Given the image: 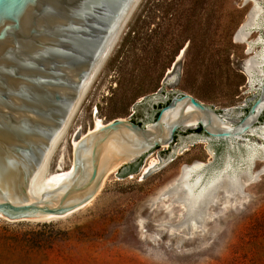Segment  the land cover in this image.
Listing matches in <instances>:
<instances>
[{
	"label": "rangeland",
	"instance_id": "374dc122",
	"mask_svg": "<svg viewBox=\"0 0 264 264\" xmlns=\"http://www.w3.org/2000/svg\"><path fill=\"white\" fill-rule=\"evenodd\" d=\"M117 35L45 176L71 167L73 141L96 119L148 124L173 94L188 93L236 126L263 88L264 0H139ZM197 127L143 154L131 174L109 170L64 216H0V264H264V107L233 137ZM195 163L213 182L191 204L180 182ZM22 238L32 251L19 248Z\"/></svg>",
	"mask_w": 264,
	"mask_h": 264
},
{
	"label": "water",
	"instance_id": "95a60500",
	"mask_svg": "<svg viewBox=\"0 0 264 264\" xmlns=\"http://www.w3.org/2000/svg\"><path fill=\"white\" fill-rule=\"evenodd\" d=\"M138 1L123 13L129 0H0L2 218L64 216L88 203L116 164L167 147L181 127L200 126L206 135L228 138L251 125L264 107L263 84L244 118L232 127L191 94L175 93L148 124L115 118L84 134L74 146L69 175L35 194L31 185L63 132L58 133L61 126L70 121L110 51V39Z\"/></svg>",
	"mask_w": 264,
	"mask_h": 264
},
{
	"label": "bare ground",
	"instance_id": "6f19581e",
	"mask_svg": "<svg viewBox=\"0 0 264 264\" xmlns=\"http://www.w3.org/2000/svg\"><path fill=\"white\" fill-rule=\"evenodd\" d=\"M133 1L134 0H129V2H128V4H127V6H126V8L124 9V11H123V13L127 10V7H129L130 6V4L131 3H133ZM122 13V14H123ZM121 28V27H120ZM120 31V29L118 30V32ZM118 32H117V34H118ZM117 36V35H116ZM115 36V37H116ZM115 37H114V39H115ZM114 39L112 40V39H110V42L108 43V46H109V48L108 49H110V47H111V45H112V43H113V41H114ZM107 46V47H108ZM101 53H100V55H99V57H98V59H100V57H101ZM98 59H97V61H98ZM96 61V62H97ZM101 65V64H100ZM99 69V68H98ZM98 69H96V72H95V74L97 73V71H98ZM93 70V69H92ZM92 70L90 71V73L92 72ZM92 74V73H91ZM93 76V75H92ZM95 76V75H94ZM93 76V77H94ZM93 79V78H92ZM92 79L90 80V82H89V84L91 83V81H92ZM89 84H88V86H89ZM88 86H87V88H88ZM87 88H86V90H87ZM86 90H85V92H86ZM84 92V93H85ZM79 94H80V91H79V93H78V95H77V97H76V99H75V101H74V103H73V107H74V105L76 104V102H77V100H78V96H79ZM81 98H82V96H81ZM80 98V99H81ZM77 105H78V102H77V104L75 105V109H76V107H77ZM72 108V107H71ZM71 110V109H70ZM75 111V110H74ZM261 111V110H260ZM213 113V112H212ZM213 114H215V113H213ZM259 114V113H258ZM216 115V114H215ZM217 116V115H216ZM199 122V121H198ZM198 122H197V124H198ZM226 122V121H225ZM69 123V122H68ZM68 123H66L65 124V126L63 125V126H61V128H60V130H59V132L58 133H60V131H63V132H61V135H59L58 136V138L55 140V142L53 143V146H55V144L57 143V141L61 138V136L63 135V133H64V131H65V129H66V127L68 126ZM227 123V122H226ZM104 123H102V121H100L99 119H96L95 120V124H94V128L92 129V130H95L96 128H98V127H100V126H102ZM229 124V123H228ZM233 127V126H232ZM92 130H90L89 131V133L90 132H92ZM243 131V130H242ZM241 132V131H240ZM240 132H238V133H235V134H233L232 135V137L234 136V135H237V134H239ZM229 137H231V136H229ZM77 145V140H74L73 141V146H76ZM256 152V151H255ZM50 156V155H49ZM250 157V156H249ZM49 158V157H48ZM48 158H47V160H45V162L42 164V166H41V169L38 171V173H37V175H36V177H35V179H34V181H33V183H32V185H31V189L35 192V194H40V192H42L43 190H46V189H51V188H53L54 186H56V185H58V184H60L68 175H69V173H70V171H71V167L68 169V170H61V168L60 169H58L57 171H55V172H53V173H51V174H49L48 176H45L44 174H45V171H46V167H47V161H48ZM227 160V159H226ZM229 161V160H228ZM124 163V162H123ZM226 163H227V165H229L228 164V162L226 161ZM122 163H118V164H116L113 168H111V169H114V168H118V166H120ZM202 165L201 164H199V163H195V164H192V165H190V166H188L187 168H185L184 169V171H183V174H182V176H181V182L180 183H182V185L181 186H183V188L185 189V192H186V195H187V198L189 199V201H190V203L192 204V203H194L196 200H198L200 197H201V195L203 194V192L205 191V188H207V185L208 184H210V183H212L213 182V179H211V177H210V179L211 180H208L206 183H203V180H202V177L204 176H201L198 172H197V170H199V169H201L200 167H201ZM225 167H226V164H225ZM228 167V166H227ZM199 168V169H198ZM224 168V167H223ZM110 169V170H111ZM226 169V168H225ZM224 169V170H225ZM222 170V169H221ZM220 170V171H221ZM227 171V170H226ZM222 172H224L223 170H222ZM217 173H218V171H217ZM219 174H221V172L220 173H218V175ZM214 175V174H213ZM215 175H216V173H215ZM214 175V176H215ZM216 177H218V176H216ZM204 179V178H203ZM206 180L208 179V177L207 178H205ZM204 179V180H205ZM101 187V186H100ZM48 218H50V217H46V218H43V219H48ZM43 219H41V220H43ZM40 220V219H39Z\"/></svg>",
	"mask_w": 264,
	"mask_h": 264
},
{
	"label": "trees",
	"instance_id": "16d2710c",
	"mask_svg": "<svg viewBox=\"0 0 264 264\" xmlns=\"http://www.w3.org/2000/svg\"><path fill=\"white\" fill-rule=\"evenodd\" d=\"M200 130H202V129H201L200 126H198L195 131H200ZM141 158H142V156L139 157L136 161H133V162H130V163L122 165V167H123V170H122L123 173L122 174L125 175V174H131V173L135 172L136 171V167L138 166V164L141 161ZM37 226H39V224ZM42 226H44V225H42ZM11 239H13L15 241V246H11L10 247L11 249H13L16 246H19L16 243L17 240H16L15 237H13ZM22 240L24 241V242H22V243H24V246L23 247H19V248H22V249L26 248L27 251H32L33 250L32 247H33V241L34 240L33 239H28V238L25 239V240L22 238Z\"/></svg>",
	"mask_w": 264,
	"mask_h": 264
}]
</instances>
